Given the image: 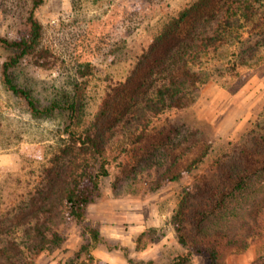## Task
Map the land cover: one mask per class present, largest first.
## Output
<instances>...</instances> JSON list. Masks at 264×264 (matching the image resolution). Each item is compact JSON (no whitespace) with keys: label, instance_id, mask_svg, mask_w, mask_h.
<instances>
[{"label":"trees","instance_id":"16d2710c","mask_svg":"<svg viewBox=\"0 0 264 264\" xmlns=\"http://www.w3.org/2000/svg\"><path fill=\"white\" fill-rule=\"evenodd\" d=\"M26 1L15 35H0V46L14 51L0 64L2 82L34 116L64 112L67 138L52 151L33 185L0 207V264H37L40 253L61 247L65 230L86 219L89 205L101 195L103 177L121 156L123 171L131 162L154 167L156 188L162 181L185 180L171 223L187 253L169 264H185L194 253L205 254L208 264H223L221 248L244 250L264 238V124L219 146L187 125L167 132L150 129L165 109L196 101L211 80L209 60L222 48L232 65L264 49V0H193L150 38L124 80L108 82L90 120L80 83L61 100L41 106L30 88L16 82L13 69L25 57L46 58L40 46L42 24L35 16L44 0ZM88 232L94 243L120 249L132 262L128 246L111 244L97 224L88 225ZM95 262L107 264L95 261L84 246L65 264Z\"/></svg>","mask_w":264,"mask_h":264},{"label":"rangeland","instance_id":"374dc122","mask_svg":"<svg viewBox=\"0 0 264 264\" xmlns=\"http://www.w3.org/2000/svg\"><path fill=\"white\" fill-rule=\"evenodd\" d=\"M192 1L44 0L35 16L42 24L40 46L46 58L25 57L13 69L15 80L30 88L41 106L61 100L80 83L85 86L90 120L108 82L124 80L150 38ZM27 7L26 0H0V35H15ZM13 52L0 46V64ZM214 58L207 70L211 80L200 88L196 101L185 108L165 109L153 118V133L187 125L204 131L219 146L222 140H237L255 124H264V49L236 65L229 64L223 48ZM66 123L60 110L34 116L22 98L6 89L0 73V207L33 185L52 151L66 141ZM120 158L103 177L101 195L89 205L86 219L73 222L61 247L40 253L37 264H65L84 246L95 261L100 259L98 249L112 250L107 264H149V260L169 264L187 253L171 223L185 180L162 181L156 188L159 176L154 167L131 162L123 171L125 160L121 168ZM90 224L102 227L111 244L128 246L132 262L120 249L94 243ZM188 228L194 236L192 223ZM85 256L83 252L79 260ZM219 261L264 264V238H256L244 250L221 248ZM185 264H208V259L194 253Z\"/></svg>","mask_w":264,"mask_h":264},{"label":"crops","instance_id":"0c3cea01","mask_svg":"<svg viewBox=\"0 0 264 264\" xmlns=\"http://www.w3.org/2000/svg\"><path fill=\"white\" fill-rule=\"evenodd\" d=\"M100 231H101L102 235L107 238V232H105L102 227H101ZM98 250L99 251H96L95 254L97 255V257H99L103 261L107 262V260H110V258H113V253H112L113 251L112 250L108 251V252H107V248L98 249Z\"/></svg>","mask_w":264,"mask_h":264}]
</instances>
